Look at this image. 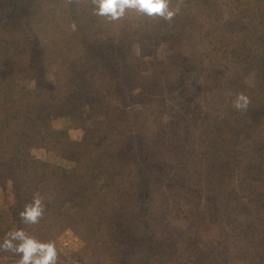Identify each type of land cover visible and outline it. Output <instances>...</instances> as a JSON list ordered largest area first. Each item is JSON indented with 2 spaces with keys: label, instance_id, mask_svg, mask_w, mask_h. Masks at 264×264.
I'll return each mask as SVG.
<instances>
[{
  "label": "trees",
  "instance_id": "trees-1",
  "mask_svg": "<svg viewBox=\"0 0 264 264\" xmlns=\"http://www.w3.org/2000/svg\"><path fill=\"white\" fill-rule=\"evenodd\" d=\"M169 5L171 20L113 21L94 0H0V243L23 229L56 242L57 264H264V0ZM69 125L80 141H63ZM37 141L69 166L35 157ZM36 196L44 213L25 223Z\"/></svg>",
  "mask_w": 264,
  "mask_h": 264
},
{
  "label": "clouds",
  "instance_id": "clouds-1",
  "mask_svg": "<svg viewBox=\"0 0 264 264\" xmlns=\"http://www.w3.org/2000/svg\"><path fill=\"white\" fill-rule=\"evenodd\" d=\"M93 10L97 16L114 21L124 17L128 10H135L149 17L159 16L165 20H171L179 9L171 8L169 0H94ZM249 102L248 97L241 93L234 100V107L245 109ZM43 213L42 201L36 196L31 203L25 205L19 215L25 223L35 224ZM0 249L18 254L17 264H57L58 260L55 241H40L23 229L7 233L3 242L0 243ZM0 264H4L2 258H0Z\"/></svg>",
  "mask_w": 264,
  "mask_h": 264
},
{
  "label": "rangeland",
  "instance_id": "rangeland-1",
  "mask_svg": "<svg viewBox=\"0 0 264 264\" xmlns=\"http://www.w3.org/2000/svg\"><path fill=\"white\" fill-rule=\"evenodd\" d=\"M140 41L143 44H151L150 36L144 35L140 37ZM166 54V53H165ZM167 56V54L165 55ZM214 58L210 56L208 58V63L211 64L212 60ZM49 70L51 72V75H53L55 66L50 65ZM132 105V102L130 103V106ZM38 133V132H37ZM63 141H80V139L83 136L84 129L80 125H69L67 128L64 129L63 132ZM38 136H40L38 134ZM33 155L37 157L38 159L42 160H48L51 163L55 164H61V168H65V166H69L66 164L65 161L60 159L59 152H56L53 148H50V146H43L40 144V141H37L36 147L33 150ZM166 172L163 170L159 171V177L163 180L166 179ZM13 202V191L12 188L9 186L7 190H0V229H2L6 224H11V215L8 211V207ZM228 224L231 229L238 230L239 228H242V220L239 217L233 216L228 220ZM2 227V228H1ZM134 241L136 243H144L145 237L144 236H134ZM58 246L60 249H62L64 252L68 253H75L82 247V241L71 231L66 230L58 240ZM137 264H148L146 262L144 263H137Z\"/></svg>",
  "mask_w": 264,
  "mask_h": 264
}]
</instances>
